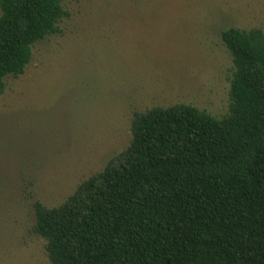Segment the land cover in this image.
Masks as SVG:
<instances>
[{"label": "trees", "instance_id": "trees-1", "mask_svg": "<svg viewBox=\"0 0 264 264\" xmlns=\"http://www.w3.org/2000/svg\"><path fill=\"white\" fill-rule=\"evenodd\" d=\"M67 18L61 0H0V95ZM221 41L224 116L185 104L137 113L102 171L59 206L33 201L50 264H264V31L230 28Z\"/></svg>", "mask_w": 264, "mask_h": 264}, {"label": "rangeland", "instance_id": "rangeland-1", "mask_svg": "<svg viewBox=\"0 0 264 264\" xmlns=\"http://www.w3.org/2000/svg\"><path fill=\"white\" fill-rule=\"evenodd\" d=\"M61 1V34L36 43L0 95V264H50L33 201L59 206L102 171L129 146L135 114L185 104L224 116L221 34L264 31V0Z\"/></svg>", "mask_w": 264, "mask_h": 264}]
</instances>
